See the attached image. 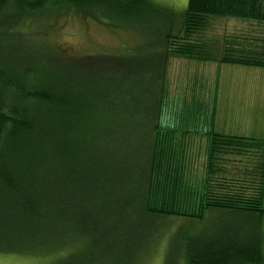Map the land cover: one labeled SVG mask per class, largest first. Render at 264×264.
<instances>
[{
    "label": "trees",
    "instance_id": "obj_1",
    "mask_svg": "<svg viewBox=\"0 0 264 264\" xmlns=\"http://www.w3.org/2000/svg\"><path fill=\"white\" fill-rule=\"evenodd\" d=\"M119 10L163 13L152 0H0V254L41 256L44 264H133L136 250L129 263L122 259L134 243L119 250L113 234L118 216L124 223L137 214L144 230L149 219L156 227L154 218H180L192 230L216 211L226 217L185 239L187 264H264L258 221L224 222L264 216V139L217 132L213 107L205 182L196 189L174 177L176 134L161 120L158 57L264 69V0H189L179 24L168 16L158 33L153 95L149 67L130 68L135 58L74 56L43 39L49 48L42 50L37 38L21 44L14 28L29 15L100 20ZM231 19L249 31L208 35ZM131 90L141 99L132 100ZM148 239L142 233L138 241Z\"/></svg>",
    "mask_w": 264,
    "mask_h": 264
},
{
    "label": "rangeland",
    "instance_id": "obj_2",
    "mask_svg": "<svg viewBox=\"0 0 264 264\" xmlns=\"http://www.w3.org/2000/svg\"><path fill=\"white\" fill-rule=\"evenodd\" d=\"M152 1L163 9V13H141L135 16V13L127 14L124 10H119L115 11L113 19L103 17L100 20L73 12L59 15L57 19L56 15H29L14 22V28L18 32L17 40L25 45L37 38L39 42L44 40L74 56L135 58L133 62L137 65L130 68L135 73L136 70L144 71L149 67V77L152 76V81L149 78V93L153 95L156 83L155 58L161 52L158 33L164 31L162 23L171 14L179 24L189 0ZM230 23L220 20L208 35L224 38L226 29L229 32L232 30ZM46 43L40 44L42 50L49 48ZM158 57L165 65L162 73L165 88L161 120L163 125L173 129L176 134L173 138V159L170 160H174L177 165L178 174L174 177L183 175L184 182L200 189L205 182L208 156L206 132L212 128L213 107H216L217 132L255 138L264 136V69L182 58H168L164 61V55L161 54ZM129 96L132 100L141 99L135 90H131ZM152 112L153 107L149 106V113ZM186 128L190 134L186 133ZM195 131L198 132L194 133ZM172 169L175 170V165ZM136 215L129 214L128 221L124 223H121V217L118 216L117 226L112 229L116 230L113 234H116L119 250L124 247L119 243L125 240L130 246L134 243L133 249L125 250V257L121 258L124 263L131 261V255L136 250L138 258L133 264H187L184 254L185 239L192 232L195 233V230L205 231L217 224L216 221L226 217L223 212H208L206 219L194 223L195 229L192 230H189L192 226L189 220L154 218L156 227L149 219L147 230H144L140 228L142 218L137 219ZM256 221L264 229V216L259 221L257 217L247 218L241 215L229 217L224 222L254 224ZM222 224L225 223L220 225ZM142 233L149 234V239L143 246L138 241ZM109 245L111 243L102 242L100 246L105 248ZM42 258L0 254V264H44L45 260ZM110 264H121V260Z\"/></svg>",
    "mask_w": 264,
    "mask_h": 264
},
{
    "label": "crops",
    "instance_id": "obj_3",
    "mask_svg": "<svg viewBox=\"0 0 264 264\" xmlns=\"http://www.w3.org/2000/svg\"><path fill=\"white\" fill-rule=\"evenodd\" d=\"M227 22H231L230 24L232 25L231 26L232 30H231V32H229L231 34H237L238 32H240V34H244L246 31H249V29H247L248 25L246 24V22L237 21L235 19L228 20ZM255 32L258 33L259 30L255 29ZM236 66H238V65H236ZM244 67H246V66H244ZM250 68H254V67H250ZM216 116H217V114H216ZM215 125H216V118H215ZM262 129H264V125L262 126ZM262 138L264 139V136L261 137V139Z\"/></svg>",
    "mask_w": 264,
    "mask_h": 264
}]
</instances>
